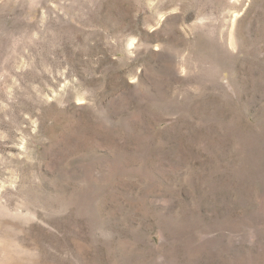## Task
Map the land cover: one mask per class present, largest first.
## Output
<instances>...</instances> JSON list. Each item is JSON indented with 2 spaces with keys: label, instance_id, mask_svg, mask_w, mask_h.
<instances>
[{
  "label": "rangeland",
  "instance_id": "374dc122",
  "mask_svg": "<svg viewBox=\"0 0 264 264\" xmlns=\"http://www.w3.org/2000/svg\"><path fill=\"white\" fill-rule=\"evenodd\" d=\"M0 264H264V0H0Z\"/></svg>",
  "mask_w": 264,
  "mask_h": 264
}]
</instances>
